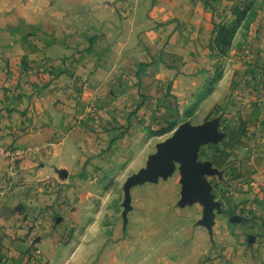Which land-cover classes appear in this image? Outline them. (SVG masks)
Returning <instances> with one entry per match:
<instances>
[{
    "label": "rangeland",
    "instance_id": "obj_1",
    "mask_svg": "<svg viewBox=\"0 0 264 264\" xmlns=\"http://www.w3.org/2000/svg\"><path fill=\"white\" fill-rule=\"evenodd\" d=\"M157 1L143 3L141 10ZM193 1L188 8L199 14L197 19L195 15H188L182 22L177 18H160L153 24L159 27L172 23L175 29L185 28L188 33L184 35L191 48L196 49L186 51L189 54H182L180 61L175 58L168 68L157 66L152 55L138 52L137 63L127 67V78L132 82L128 89L135 92L131 93L126 120L123 118L121 125L109 128L99 118L87 119L85 124L93 121L100 125L98 132L105 134L102 139L106 145L101 150L76 163L78 170L72 168L74 163L69 160L67 167L71 171L62 173L69 179L63 181L47 175L58 167L55 161L45 162L43 158L40 168L38 160L33 159L36 163L32 165L37 167L34 168H40L41 176L46 174V178L38 180L39 186L36 182L34 185H46L53 197L46 204L31 208L28 218L32 230L52 237L46 248L52 254L53 264L207 263L209 257L203 253L189 257L188 253L194 254L200 246L192 243L189 247L190 241L202 238L205 249L214 252L215 236L236 222L235 213L224 208L229 202L223 201L224 194L228 197L237 193L240 186L245 187L250 181L246 151L238 155V141L231 139L239 136L231 132V127L256 126L263 115L257 101L264 95V71L247 66L246 51L254 28L262 22L264 0ZM125 7L122 12L117 0H0V44H4L0 47L23 49L26 66L36 52L51 45L71 48L80 38H90L92 42L106 33L111 42L120 37V22L128 16ZM201 13H209L207 19L213 27L210 34L202 30L205 18ZM143 31L136 36L140 43L146 42L140 35ZM4 56L0 53V60ZM166 69L170 70L169 77L165 75ZM155 75L161 78L159 82L157 78L151 80ZM146 101L155 113H147ZM1 110L0 107V113ZM5 119L6 113H1L0 124ZM185 123L222 126V131L217 130L218 138L228 140L220 148L213 145L218 143L216 139H207L200 144L206 146L205 151L197 149L198 162L201 155L208 156L201 163H207L211 181L199 174L197 179H205L210 185L215 204L212 207H208L200 191L185 193V161L178 152L173 154L170 168L146 176L160 146ZM246 131L249 129L243 130L244 137ZM114 138L116 141H112ZM7 147L0 146V153ZM12 150L23 152L25 158L34 152L32 149L28 155L20 149ZM0 157L8 160L1 154ZM139 174L143 175L138 179ZM215 189L223 195L216 194ZM49 263L47 259L46 264Z\"/></svg>",
    "mask_w": 264,
    "mask_h": 264
},
{
    "label": "crops",
    "instance_id": "obj_2",
    "mask_svg": "<svg viewBox=\"0 0 264 264\" xmlns=\"http://www.w3.org/2000/svg\"><path fill=\"white\" fill-rule=\"evenodd\" d=\"M192 2L159 0L142 11V4L147 5L151 0H117L122 12L124 5L128 10V16L122 17L120 22L121 27L117 32L119 39L110 42L106 33L92 42L90 38H80L78 44L71 48L51 45L36 52L31 64L26 66L23 65V49L0 47V53L5 55L0 60V107L1 113H6V119L0 124V146L20 149L28 155L34 150L28 158L14 163L0 157V260L8 259L16 264H46L48 259L49 264H53L52 254L46 248L52 237L32 230V222L28 218L31 208L53 197L52 190L47 189L46 185L39 188L34 185L36 182L39 186V181L46 178V174L45 177L41 176L40 168L44 163L40 160L44 158L45 162L55 161L58 164L57 168L47 172L49 177L58 181L69 179L62 174L71 171L67 167L69 160L74 163L72 168L78 170L76 163L106 145L102 139L105 134L98 132L100 125L93 121L85 124L87 119L90 116L94 121L99 118L105 122L103 126L109 128L121 125L123 118L126 120L133 98L131 93L135 92L128 89L132 82L127 78V67L137 63L138 52H146L149 57L152 55L156 58L157 66L168 68L175 58L179 60L182 54L187 56L191 53L189 50L196 49L191 48V42L184 35L188 33L185 28L175 29L172 23L159 27L153 24L155 19L160 18H177L182 22L188 15H195L197 19L199 14L188 8ZM201 14L205 18V29L202 30L210 34L213 27L210 18L207 19L209 13H205V16ZM139 19L143 21L139 23ZM261 20L248 44L246 63L264 71V15ZM182 25L184 27V23ZM140 30H144L140 35L145 43H140L136 37ZM53 66L62 72L54 74ZM168 71L166 69L167 77L170 75ZM77 76H83L86 82L75 84L74 78ZM155 78L157 82L161 79L155 75L151 80ZM235 98H239L238 94ZM257 102L263 115L256 126L231 127V132L239 136L236 140L235 137L231 139L232 142L238 141V155L242 156L244 149L247 154L249 185L240 186L237 193H231L228 197L224 194L223 201H229L227 204L224 201V208L235 213L237 219L231 228L225 226L228 230L215 236L214 252L205 249L202 238L190 241L189 247H192V243L193 246H200L194 254L190 251L189 257L195 258L196 252L209 257L207 263L202 264H264V95ZM145 104L149 108L145 110L148 114L155 113L150 111L149 101ZM247 111L250 112V109ZM114 115L118 117V122ZM221 127H216V130L222 131ZM244 129H249L245 137ZM217 141L213 145L223 148L228 140L219 138ZM200 144L198 149L205 151L206 146ZM206 157L207 153L205 157L201 155L199 162L206 161ZM34 158L40 164L39 169L32 165L36 163ZM202 175L211 181V172ZM214 192L224 193L220 189ZM201 248L204 250L201 251Z\"/></svg>",
    "mask_w": 264,
    "mask_h": 264
},
{
    "label": "water",
    "instance_id": "obj_3",
    "mask_svg": "<svg viewBox=\"0 0 264 264\" xmlns=\"http://www.w3.org/2000/svg\"><path fill=\"white\" fill-rule=\"evenodd\" d=\"M216 127L214 124H209L208 126H192L189 123L179 126L174 136L160 146L159 155L152 157L149 163V173L146 176L152 177L160 169L167 170L170 168V161L173 154L178 152L185 161V193L200 191L203 198L208 202V207L215 205L213 197L210 194V185L205 179H197L198 174L202 175L208 172L207 165H205L207 163L202 164L196 158L199 143L207 139H219ZM142 175L139 174L136 177L139 179Z\"/></svg>",
    "mask_w": 264,
    "mask_h": 264
},
{
    "label": "built area",
    "instance_id": "obj_4",
    "mask_svg": "<svg viewBox=\"0 0 264 264\" xmlns=\"http://www.w3.org/2000/svg\"><path fill=\"white\" fill-rule=\"evenodd\" d=\"M24 153H26V152H24ZM0 154L4 157H7L10 160V162H12V163L16 162L20 158L22 159V157H23V152H18L16 150H12V148L3 149ZM0 264H16V263H14L8 259H5V260L3 259V260H0Z\"/></svg>",
    "mask_w": 264,
    "mask_h": 264
},
{
    "label": "trees",
    "instance_id": "obj_5",
    "mask_svg": "<svg viewBox=\"0 0 264 264\" xmlns=\"http://www.w3.org/2000/svg\"><path fill=\"white\" fill-rule=\"evenodd\" d=\"M57 67H54L53 66V69L54 70H52L53 72H54V74L55 73H61L62 71H59V70H57L56 69ZM58 71V72H57ZM74 81H75V84H77L78 82H81V83H84V82H86V78H84L83 76H77V78H74ZM78 88H79V86H78ZM80 89V88H79ZM118 138V137H117ZM117 138H114V140H112V141H116V139ZM113 143V142H112ZM30 264H31V262H30ZM32 264H37V263H35V262H32Z\"/></svg>",
    "mask_w": 264,
    "mask_h": 264
}]
</instances>
